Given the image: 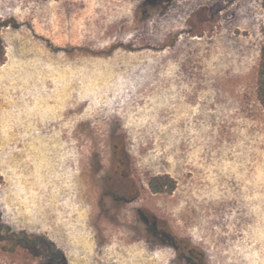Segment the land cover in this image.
Masks as SVG:
<instances>
[{"label": "rangeland", "instance_id": "1", "mask_svg": "<svg viewBox=\"0 0 264 264\" xmlns=\"http://www.w3.org/2000/svg\"><path fill=\"white\" fill-rule=\"evenodd\" d=\"M263 3L0 0V264H264Z\"/></svg>", "mask_w": 264, "mask_h": 264}, {"label": "flooded vegetation", "instance_id": "2", "mask_svg": "<svg viewBox=\"0 0 264 264\" xmlns=\"http://www.w3.org/2000/svg\"><path fill=\"white\" fill-rule=\"evenodd\" d=\"M2 228H4L3 226H1ZM153 231H157V237L159 236L160 240L164 243H166L167 241L170 240H174L173 242V246L175 247V249L178 250H183V252L181 253V256L183 258H186L188 261V264H205L204 263V253L201 250H198L196 247H189L187 245H182V244H177L175 237L172 236L171 234L167 233L165 230H159L157 225H152L151 226ZM13 241L17 242V241H24L25 239H29V240H33L34 242V247L37 248L41 243H45L48 244L51 248H53L51 246V242L48 241L46 238L43 237H31V236H24V237H18V236H12L10 237ZM17 244V243H16ZM17 246H21L23 247V245H17ZM25 248V247H23ZM33 254L35 256H39V252L36 251V249L34 250ZM49 259L46 260L45 262L47 264H65V260L63 258V255L60 253H57L56 255H49L48 256Z\"/></svg>", "mask_w": 264, "mask_h": 264}, {"label": "trees", "instance_id": "3", "mask_svg": "<svg viewBox=\"0 0 264 264\" xmlns=\"http://www.w3.org/2000/svg\"><path fill=\"white\" fill-rule=\"evenodd\" d=\"M148 1H153V0H148ZM263 7H264V3H263ZM263 33H264V28H263ZM5 61L4 56H0V63H3ZM258 98L261 101L262 105L264 106V44L262 46V50H261V59H260V63H259V67H258ZM164 179L163 177L160 178H154L151 180L150 184L151 187L156 191V192H162V191H167L165 190L166 187V182H159L157 183V181ZM174 186L173 185H169L168 190H173ZM3 226L4 228H6L9 232V235L6 237H1L0 241H7L8 242V246L5 245L3 246L4 250H9L12 246L16 247L18 244L19 245H23V247H25L26 250H28L29 252L33 253L34 250L36 249L34 247V242L33 240H29V239H25L24 241H13L10 237L12 236H17L16 233L12 232V230L9 227H5L4 225L1 224V220H0V227ZM17 243V244H16ZM8 247V248H7ZM64 258V256H63ZM44 264H47L46 262H44Z\"/></svg>", "mask_w": 264, "mask_h": 264}, {"label": "crops", "instance_id": "4", "mask_svg": "<svg viewBox=\"0 0 264 264\" xmlns=\"http://www.w3.org/2000/svg\"><path fill=\"white\" fill-rule=\"evenodd\" d=\"M2 79H3V77L0 76V84H1V82H2V81H1ZM0 102H1V100H0Z\"/></svg>", "mask_w": 264, "mask_h": 264}]
</instances>
